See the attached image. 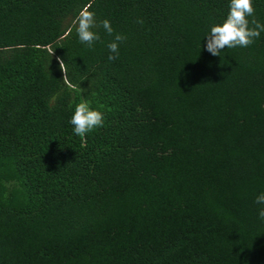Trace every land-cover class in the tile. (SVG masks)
<instances>
[{
    "label": "trees",
    "instance_id": "1",
    "mask_svg": "<svg viewBox=\"0 0 264 264\" xmlns=\"http://www.w3.org/2000/svg\"><path fill=\"white\" fill-rule=\"evenodd\" d=\"M229 4L0 0V264H264V32L210 54Z\"/></svg>",
    "mask_w": 264,
    "mask_h": 264
},
{
    "label": "clouds",
    "instance_id": "2",
    "mask_svg": "<svg viewBox=\"0 0 264 264\" xmlns=\"http://www.w3.org/2000/svg\"><path fill=\"white\" fill-rule=\"evenodd\" d=\"M255 9L253 0H230L229 11L222 23L210 28L205 48L213 56H220L225 48L249 47L264 32V23L254 18ZM249 17L253 19L249 20ZM143 24V20L137 21ZM103 29L109 35H113V28L109 20L101 22ZM76 32L81 43L92 48L94 43L100 40V36L93 29L96 27L95 13L88 7L83 8L75 21ZM126 39L121 34H115L114 39L107 47L112 55L108 59L114 61L119 55V45ZM61 70L66 74L64 63L61 62ZM70 123L73 125L75 135L84 138L87 133L104 123L102 112L92 109L88 101H83L75 106ZM256 204L264 205V193L259 194L255 199ZM259 217L264 220V208H261Z\"/></svg>",
    "mask_w": 264,
    "mask_h": 264
}]
</instances>
